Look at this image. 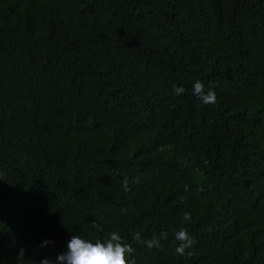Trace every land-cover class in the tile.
<instances>
[{
    "label": "trees",
    "instance_id": "1",
    "mask_svg": "<svg viewBox=\"0 0 264 264\" xmlns=\"http://www.w3.org/2000/svg\"><path fill=\"white\" fill-rule=\"evenodd\" d=\"M113 231L137 264H264V0H0V264Z\"/></svg>",
    "mask_w": 264,
    "mask_h": 264
},
{
    "label": "clouds",
    "instance_id": "2",
    "mask_svg": "<svg viewBox=\"0 0 264 264\" xmlns=\"http://www.w3.org/2000/svg\"><path fill=\"white\" fill-rule=\"evenodd\" d=\"M213 85H205L197 80L193 84V94L204 105H214L217 102V96L213 90ZM185 93L183 87H173L175 96H182ZM124 191H129L128 179L125 177L122 182ZM184 222L191 220V213L185 212L182 216ZM92 227L103 232V227L98 222H93ZM167 233L161 232L159 235H154L151 239L143 241L148 249L159 248L161 239L167 237ZM174 239L177 242L175 253L182 257H192L195 254V239L188 233L187 229L181 227L174 232ZM133 239L140 241V234L137 232ZM51 241H44L40 247L44 248L51 244ZM134 248L131 244L125 243L124 238L117 231L106 234L103 240L97 239L95 242L83 239L79 236H71L67 245V250L58 254L55 261L44 258L39 261V264H137L133 256ZM132 257L131 259H129ZM16 264H28L25 260V249H19Z\"/></svg>",
    "mask_w": 264,
    "mask_h": 264
}]
</instances>
